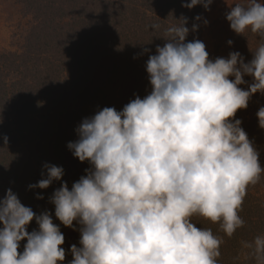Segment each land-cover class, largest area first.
I'll use <instances>...</instances> for the list:
<instances>
[{
  "label": "clouds",
  "instance_id": "obj_1",
  "mask_svg": "<svg viewBox=\"0 0 264 264\" xmlns=\"http://www.w3.org/2000/svg\"><path fill=\"white\" fill-rule=\"evenodd\" d=\"M212 2L181 6L207 11ZM226 19L236 34L259 35L251 61L245 63L239 52L210 60L202 41L185 42L188 19L181 16L146 63L150 94L136 96L120 111L104 107L76 129L78 139L67 147L90 168L71 189L64 182L50 197L64 227L75 231L74 222L79 225L70 264H218L222 237L192 218L218 223L229 237L244 226L239 213L247 187L260 181L264 168L234 117L254 94H264V0L237 3ZM245 76L252 77L247 90L241 87ZM256 115L264 129V106ZM44 168L46 178L30 188L47 189L62 180V167ZM33 219L38 230L29 233ZM0 225V264L65 261V237L51 214L36 215L11 189L0 200ZM244 247L264 259V236Z\"/></svg>",
  "mask_w": 264,
  "mask_h": 264
},
{
  "label": "trees",
  "instance_id": "obj_2",
  "mask_svg": "<svg viewBox=\"0 0 264 264\" xmlns=\"http://www.w3.org/2000/svg\"><path fill=\"white\" fill-rule=\"evenodd\" d=\"M11 1L21 7L28 23L15 34L11 49L0 48V200L11 189L36 215L49 212L65 237L63 264H70V248L79 246V225L74 222L75 231L64 227L55 218L50 197L64 182L71 189L90 164L74 158L68 143L78 139L76 129L83 119L104 107L120 111L136 96L150 94L146 63L157 46H164L165 29L175 20L188 19L185 42L198 39L204 43L201 23L195 17L206 10L202 5L181 6L191 0ZM193 24L198 25L196 31H192ZM229 40L231 52H239L245 63L261 42L250 30L233 33ZM206 51L210 60L221 57L212 55L207 46ZM244 80L241 87L247 90L252 77ZM262 106L264 94L256 93L234 119L241 120L264 168V129L256 115ZM45 164L62 167V180L47 189L30 188L46 178ZM38 195L43 199H37ZM239 214L244 226L231 237L220 231L218 223L200 217L192 220L222 237L218 264H264V259L258 260L252 249L244 247L245 242L264 236V173L257 184L247 187ZM33 230H38L35 219L27 227L29 233ZM26 243L20 242L19 252Z\"/></svg>",
  "mask_w": 264,
  "mask_h": 264
},
{
  "label": "rangeland",
  "instance_id": "obj_3",
  "mask_svg": "<svg viewBox=\"0 0 264 264\" xmlns=\"http://www.w3.org/2000/svg\"><path fill=\"white\" fill-rule=\"evenodd\" d=\"M237 3H246V0H214L210 10L201 16L203 41L214 56L227 58L231 53L228 39L235 32L231 30L226 14ZM27 23L19 5L11 0H0V48L11 49L15 34L25 30Z\"/></svg>",
  "mask_w": 264,
  "mask_h": 264
}]
</instances>
